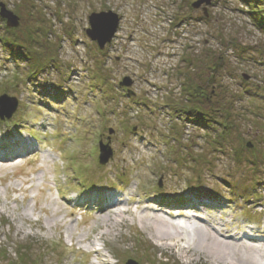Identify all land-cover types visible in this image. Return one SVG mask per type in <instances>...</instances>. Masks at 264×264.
Listing matches in <instances>:
<instances>
[{
    "label": "rangeland",
    "instance_id": "374dc122",
    "mask_svg": "<svg viewBox=\"0 0 264 264\" xmlns=\"http://www.w3.org/2000/svg\"><path fill=\"white\" fill-rule=\"evenodd\" d=\"M195 1L0 0V264H264V0Z\"/></svg>",
    "mask_w": 264,
    "mask_h": 264
},
{
    "label": "water",
    "instance_id": "95a60500",
    "mask_svg": "<svg viewBox=\"0 0 264 264\" xmlns=\"http://www.w3.org/2000/svg\"><path fill=\"white\" fill-rule=\"evenodd\" d=\"M209 3L210 0H196L193 2V7H198L201 3ZM0 15L6 19V22L9 26H18L19 25V16L16 15L12 10L8 9L4 3H0ZM89 27L86 28L87 35L93 40L96 41L101 49L110 42L115 33L117 32L118 25L120 22V17L116 12L113 11H95L88 16ZM130 76H125L122 85L130 86L133 81ZM8 102H12L11 110L7 112ZM18 106V100L14 96H9L3 94L0 96V118L4 119L5 116L10 117L12 113L16 110ZM101 152L99 155L100 163L108 161L112 152L107 150V146L102 144L100 141ZM126 264H139L136 260L130 259Z\"/></svg>",
    "mask_w": 264,
    "mask_h": 264
},
{
    "label": "trees",
    "instance_id": "16d2710c",
    "mask_svg": "<svg viewBox=\"0 0 264 264\" xmlns=\"http://www.w3.org/2000/svg\"><path fill=\"white\" fill-rule=\"evenodd\" d=\"M257 20H258L259 22H262V24H261V28H264V18H260V17L258 16ZM25 251H26V250H25ZM25 251H22V252H25Z\"/></svg>",
    "mask_w": 264,
    "mask_h": 264
},
{
    "label": "bare ground",
    "instance_id": "6f19581e",
    "mask_svg": "<svg viewBox=\"0 0 264 264\" xmlns=\"http://www.w3.org/2000/svg\"><path fill=\"white\" fill-rule=\"evenodd\" d=\"M100 210H104V209L101 208ZM120 213H122V211H120Z\"/></svg>",
    "mask_w": 264,
    "mask_h": 264
},
{
    "label": "flooded vegetation",
    "instance_id": "af4514ba",
    "mask_svg": "<svg viewBox=\"0 0 264 264\" xmlns=\"http://www.w3.org/2000/svg\"><path fill=\"white\" fill-rule=\"evenodd\" d=\"M133 82H134V80L133 79H131ZM133 84V83H132Z\"/></svg>",
    "mask_w": 264,
    "mask_h": 264
}]
</instances>
